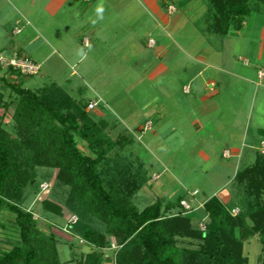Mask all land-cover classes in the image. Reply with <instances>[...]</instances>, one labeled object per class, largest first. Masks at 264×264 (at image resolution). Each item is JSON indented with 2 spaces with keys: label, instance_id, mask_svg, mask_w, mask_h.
<instances>
[{
  "label": "rangeland",
  "instance_id": "1",
  "mask_svg": "<svg viewBox=\"0 0 264 264\" xmlns=\"http://www.w3.org/2000/svg\"><path fill=\"white\" fill-rule=\"evenodd\" d=\"M12 1V7L9 6L10 9L4 10L5 1L0 0V51H3L5 56L12 57L18 48H22L23 54L25 53L27 57L33 58L41 65L34 76L23 81L25 89L37 91L55 84L77 100L86 103L100 102L101 106L90 113L95 121L104 119L111 124H116V127L108 129L113 139L119 136L122 128L129 129L128 126L137 128L136 122L141 123L151 119L153 113L161 114L162 117L157 116L156 121L154 120L155 125L161 121L160 125L155 126L153 130L146 133L142 131L136 134L128 133L133 137L134 143L128 147L126 154H132V158L135 155L141 158L138 164H142L148 178L142 190L133 198V203L139 211L145 210L158 201L175 208L180 207L178 205L180 199H186L194 206L212 197L220 198L226 190L240 194L230 170L233 169V173L238 172L252 162H246L245 157L242 161L234 160L232 157V159L226 157L223 159L224 151L232 149V146L225 147V142L221 141V131L217 128L222 124L229 130L230 114L241 106L248 107V117L253 121L251 129H264V79L261 80L258 74L260 69L264 70V41L260 40L261 31L264 28L263 2L254 0L249 2L250 7L255 2L258 3L252 8L258 9L251 14L247 22L249 32L246 36L234 33V36H239L240 39L232 38L228 45L232 72L248 76L255 85L250 89L248 85L238 83L236 92H233L234 87L231 88L226 95L222 96L223 98L217 99L216 104L204 109L221 110L225 119L214 117L215 120L197 131L188 113L187 115L184 113V109L198 105L200 97L195 95L194 88L193 93L190 94L191 76L195 72L185 73L188 59L181 49L195 54L200 48L209 49L210 46L222 48L220 45L223 40L206 36L205 32L201 31L208 30V27L213 29L212 21L202 19L204 10L206 11L208 7L206 1L194 0L191 4L183 1L182 4H177L175 1L178 0H171L174 1L177 9L169 18L174 27H171V31L165 35L160 31L161 36H153L154 40H163L164 45L171 47L170 56L167 57L169 60H165L166 64L170 65L171 72L161 75L156 80L150 79L149 69L146 68L150 64L151 56L154 59L159 50L147 48L150 37L143 36V28L141 30L136 27L134 18L130 17L138 13L137 8H134L136 7L134 1L127 0V3L131 1L128 5L123 0H99L97 3H93L92 0L91 3H85L84 9L90 7L87 14L70 4L56 17L42 12L48 7L50 0ZM131 6L132 9H130ZM97 8H101L102 13L98 14ZM108 14L109 18H106ZM25 16L30 19L29 22H25L23 18ZM84 23L101 27L100 31L96 32V37L89 36L92 41L89 48L83 45V36L79 32ZM36 25L40 26V36L33 32V26ZM16 28L21 29L20 35L13 34ZM246 30L247 27L245 32ZM133 33H136L135 36L132 35ZM253 37L255 41H251ZM210 39L215 41L212 42ZM132 41L135 44H132ZM12 42H14L13 45ZM225 57L221 55L216 60L222 62ZM223 75L210 70L203 77L204 79L213 77L215 81L221 78L224 84L233 86L231 77ZM2 77L4 73H0V78ZM6 79L13 83L16 81L9 73ZM184 86H187L185 92ZM0 90V93L4 95L0 107V125H3L7 131L13 132V115L18 97L10 85L4 87V84L0 83ZM171 90L176 94L173 101H165L160 97L162 93L171 94ZM242 93L248 95L247 101L242 99ZM4 104L11 105L4 107ZM216 120L218 123L215 122ZM158 127H162V132H159ZM155 133L158 134L157 137ZM255 137L259 139L258 147L262 148L264 154V147L260 146V140L262 141L264 136L257 134ZM80 146L84 149L82 145ZM247 148L242 149L244 156L247 151L253 152L254 155L255 151ZM84 152L87 151L84 150ZM252 158L255 159V157ZM223 169L227 170L222 171ZM57 174L58 170H38V183L49 184V191L41 195L39 188L36 196L34 191H31L29 195L27 192L28 199L24 201V208L35 213V218L39 220L41 227L46 226L42 228L44 232L54 233L59 240L60 263L77 264L76 260L81 258V253L91 252L90 246L81 245V238L75 235L71 242H67L60 237L55 228L48 230V224H46L48 220L64 228L71 217L83 216L70 201V189L62 185L58 186ZM197 190L200 195L193 197L191 194ZM45 201L54 207H60L64 217L50 214L45 208ZM236 204V202H230L228 206L232 207ZM199 206L203 208L204 204ZM179 209L172 211L171 215L181 211V207ZM198 209L199 207L194 206L192 212ZM202 222H194V225L200 227ZM94 224L103 230L96 220ZM19 241L15 215L8 210H0V255L2 252L11 250L20 243ZM245 246L250 264H264V244L261 243L258 235L246 242ZM112 254L113 251L105 252L106 260L103 264H109Z\"/></svg>",
  "mask_w": 264,
  "mask_h": 264
},
{
  "label": "trees",
  "instance_id": "2",
  "mask_svg": "<svg viewBox=\"0 0 264 264\" xmlns=\"http://www.w3.org/2000/svg\"><path fill=\"white\" fill-rule=\"evenodd\" d=\"M250 1L209 0L212 31L219 36L240 31L251 12ZM0 73H4L0 83L10 85L18 97L14 131L0 125V210L15 215L20 236V243L2 252L0 264H61L59 240L54 233L44 232L35 213L24 208L27 192L37 195L38 170L44 169L58 170V186L70 189L71 203L82 212L72 232L88 242L92 251L77 259V264H103L111 239L119 247L110 258L113 264H250L245 243L258 235L264 244L263 151L252 166L237 174L240 194L231 200L236 205L229 207L218 197L207 200L202 231L183 208L171 215L180 210L183 199L175 208L161 201L143 211L134 205L133 198L148 178L142 164L126 154L133 137L120 133L113 139L108 129L116 124L93 118L90 112L100 102L77 100L55 84L28 90L23 81L34 75L2 67ZM8 73L16 79L14 83L6 79ZM3 98L0 93V107ZM92 103L97 107L91 110ZM45 208L64 217L62 209L48 201Z\"/></svg>",
  "mask_w": 264,
  "mask_h": 264
},
{
  "label": "crops",
  "instance_id": "3",
  "mask_svg": "<svg viewBox=\"0 0 264 264\" xmlns=\"http://www.w3.org/2000/svg\"><path fill=\"white\" fill-rule=\"evenodd\" d=\"M4 1H5V3L3 5V9L4 10H7L6 8L10 9V7H12L13 1L12 0H4ZM90 1H92V0H79V3H78V0H50L48 3V7H46V10L44 9L42 12H45V14L53 15L51 17H56L66 10L67 5L72 4V5L76 6V8L78 7L84 14H87L90 7L86 8V9H84V7L86 6L85 3H87V4L91 3ZM98 1L99 0H93V3H97ZM132 1L135 2L136 7H134V8H137L138 13L132 14L130 17L134 18L133 21H135L136 27H139L141 30L143 28V30H142V31H144L143 36L148 35V37H150V40L147 43V48L150 50H157V49L159 50L154 59L151 56V60L149 61L150 64L146 68L147 70L149 69L148 74L150 76V79L156 80L161 75L171 72V70H170L171 67L169 64H166L165 60L167 59L168 56H170V52L172 50H171V47H169V45L168 46L164 45L163 40H160V39L154 40L153 36H158V37L161 36V34H159L160 31H162V34H164V35L167 34L168 31H171V27L173 28L174 25L171 24L169 18H170V16H172L177 11V9H176L175 3H173L174 1H171V0H163L161 2H160V0H132ZM183 1H185V3L191 4V2H193L194 0H178L175 2L177 4H179V3L182 4ZM204 1L207 2L208 7H207L206 11L204 10V14H203L202 19H204V20L208 19V22H209V20H211L214 17V13L210 8L209 0H204ZM123 2L125 4L129 5V3L131 1L130 2L128 1V3H127V0H123ZM257 4L258 3L255 2L254 5L250 7L251 12L249 13L247 19L243 23V28L240 31H231L226 36H219L218 34L214 33L212 31V29H210V27H208V30L207 29L201 30L203 33L205 32L206 36L209 35L210 37H214V38L216 37V39L223 40L222 44L220 45V46H222V48L211 47V46L209 49L200 48L199 51L195 50V51H197L195 54L189 53L185 49L184 50L181 49V52H183L185 57L188 59L187 66L184 70L185 73H189L191 71L195 72V74L191 76V78H192V81H191L192 84H190L191 87L188 85V87L192 88L190 94L193 93V88H194L195 95H198V97H200V99H198L199 100V103H197L198 105H194V107H192V106L188 107V109H186V110L184 109V113L186 115L188 113V116L193 121L192 124L194 125V128L197 129V131L202 130L204 127H206L208 125L209 122H211L212 120H215L214 117H220V118L222 117V119L225 117L223 115L224 113L221 110L209 111V110H204V109L209 108L208 106L216 104L217 99L223 98L222 96L226 95L231 90V88L234 87L233 92H236L237 88H238L237 87L238 83H244V85L245 86L248 85V87L250 89H251V87H253L255 85V82L253 80H251V78H249L248 76H245L242 74L237 75L234 72H232V69L230 67L232 64L229 63V57H228V45L230 43V39L235 38V37H236L235 39H240L239 36H234V33H240V36H242V35L246 36V34L249 32V26L247 25V22L251 16V14L256 9H258L256 7H255V9H252ZM171 7H173V10H171ZM132 8L133 7L131 6L130 9H132ZM23 14H25V13H23ZM40 14H43V13H40ZM121 14L123 15L124 13H121ZM121 14L118 16L120 17ZM125 16H127L126 13H125ZM107 17L109 18V14L106 16V18ZM23 18L25 19V22L26 21L29 22V20H30V19H27L26 16ZM82 22H84V21L82 20ZM84 24L85 25L82 28H80L79 32L83 36V40H82L83 45L85 46V48H89L92 45V41L89 39V36L96 37V32L98 30L100 31L101 27H99V28L95 27L91 23H84ZM39 27H40L39 25H36L35 27L33 26L34 30L33 29L32 30L34 33H37L40 36L41 29H39ZM246 27H247V30L245 32ZM18 30L21 31L20 28H16L13 31V34L14 35H20L22 32H20L18 34ZM134 34H136V33H133L132 35L135 36ZM210 40L212 42L215 41V39H213V40L210 39ZM260 40L264 41V28L261 31ZM151 41H153V43H151ZM251 41H255V38L253 37ZM87 43H88V46L86 45ZM218 43H220V42H218ZM13 44H14V42H12V45ZM132 44H135L134 41H132ZM226 47H227V50H226ZM0 52L4 53L3 51H0ZM23 52H24V50L22 48H18L13 54L17 53L19 56L27 58V59L31 60L33 63L37 64L38 66H41L33 58L27 57L25 55V53L23 54ZM221 55H222V57L223 56H226V57L222 60V62H218V60H216V59L218 57H221ZM147 59H149V58L147 57ZM168 60L169 59H167V61ZM210 70L215 71L217 74H224L225 76H230L231 81L233 82V86L232 85L229 86L228 83L224 84V81L221 78H218L217 81H215L213 77H210L209 79H204L203 76H205L206 73ZM261 70L262 69H260V71ZM259 72H258V74H259ZM260 79L263 80L264 78H260ZM235 83H236V85H235ZM185 87H187V86H184V92H185ZM190 94H188V95H190ZM242 95H243L242 99L244 101H247L248 95L243 94V93H242ZM160 97L162 99H164L165 101H170V100L173 101L176 97V94H174L172 91L171 94H167V95L162 93ZM191 112H193V113H191ZM247 113H249L248 107H246V108H242L241 106L238 107V109H236V111H233L230 114V121H231L230 129L229 130L225 129L223 127V125L221 123H219L221 125L218 126L219 128H217V130L219 129V131H221V134H220V136L222 137L221 141L225 142L224 143L225 147H230L229 145L232 146V149H226L224 151L222 158L225 159L224 158L225 153L227 151H230L231 156L226 157V158L232 157L234 160H240L241 159V161H242L245 157L246 162H249V161L252 162L249 165V166H252L256 162L257 153L262 151V148L258 147L259 146V139L255 136H257V134H261L263 137L264 136V129H260V128H257L255 130H253L254 128L251 129L253 121H252V118L248 117L249 114H247ZM151 116H152V114H151ZM157 116L162 117L160 113H156V114L153 113V116L150 117L151 119L144 120L141 123L136 122L135 124L138 125L137 128H135V126L134 127L128 126L129 129H123L122 128L121 133H130L131 134V132H132V133L136 134L139 131L140 132L142 131V133L149 132L150 130H153L155 126L160 125L161 121H158V123L156 125L154 123V120L156 121ZM163 117L165 118V116H163ZM215 122L218 123L217 120ZM146 126H150V129L146 130L145 129ZM115 127H116V125H115ZM158 128L157 129L159 130V132H162L161 131L162 127H158ZM174 132H176V131H174ZM250 133L252 134V136ZM155 135H156V137L158 136L157 133H155ZM250 136H251V139H250ZM260 143H261L260 146H263L264 139H262V141L260 140ZM246 147H248L247 149L254 150L255 151L254 155H253V152L247 151L245 153V156H244V154H243L244 152L242 153V149L246 148ZM239 156H241V157H239ZM252 157H255V159L253 160ZM133 159L140 160L141 158L137 157V155H135L133 157ZM249 166L247 164V167H245L242 170H245ZM226 170L227 169H223L222 171H226ZM242 170H240L238 172L234 171V173H233V169L230 170V173H232V175L234 176L233 179L236 178L237 174L239 172H241ZM153 176H155V175H153ZM237 187L238 186H236V189H237ZM237 191H238V189H237ZM198 195H200V192ZM236 195H238V192L232 193V192H229L226 190V191H224V193H222V196L219 199L223 203L229 204L231 202V200L233 201V198ZM183 200H186V199H183ZM206 202L204 201L203 203L202 202L197 203L196 205L199 207V209L197 211L195 210V212H192L191 214H188V216L191 217L194 220V222H198V221L201 222V221L206 219L203 208H200V206H199V204H205ZM196 205H194V206L196 208H198ZM181 211H183L182 207H181ZM46 222H47L46 224H48V230H53L55 228L54 230H57L59 232L60 237L63 238L65 241L71 242L73 240L72 235L64 233L63 228L60 225L53 223L51 221H48V220H46ZM42 226L46 228L45 225H42ZM245 248H246V246L244 247L245 257H249L246 253ZM80 255L82 257L83 255H86V254L81 253ZM108 262H109V264H112L110 261H108Z\"/></svg>",
  "mask_w": 264,
  "mask_h": 264
},
{
  "label": "built area",
  "instance_id": "4",
  "mask_svg": "<svg viewBox=\"0 0 264 264\" xmlns=\"http://www.w3.org/2000/svg\"><path fill=\"white\" fill-rule=\"evenodd\" d=\"M171 10H173V7H171ZM21 31L18 30V34ZM153 43V41H151ZM88 46V43L86 44ZM0 67H2L4 70H9L10 68L19 70L23 75H35L39 71V66L35 63H33L31 60L19 56L17 53L14 54L12 57L5 56L4 53L0 52ZM260 78H264V70H261L259 72ZM97 107V103H92L90 105V109H95ZM146 130L150 129V126H146ZM264 147V144H263ZM225 157H230V151H227L225 153ZM49 184H42L40 187V194H44L49 191ZM199 194V191H194L191 195L193 197H196ZM181 206L184 209L185 214H189L192 211H194L193 205L188 200H182ZM239 210H234L233 215H238ZM78 223V217L73 216L71 219H69L67 225L63 228V232L66 234L73 235L72 229L73 227ZM202 231H205L206 226L205 224H201L200 226ZM81 245H88V242H86L84 239H80ZM119 247L117 246L114 239H111V247L109 251H116ZM108 251V250H107ZM104 251V252H107Z\"/></svg>",
  "mask_w": 264,
  "mask_h": 264
},
{
  "label": "clouds",
  "instance_id": "5",
  "mask_svg": "<svg viewBox=\"0 0 264 264\" xmlns=\"http://www.w3.org/2000/svg\"><path fill=\"white\" fill-rule=\"evenodd\" d=\"M102 9L101 8H97V13L99 14V13H102Z\"/></svg>",
  "mask_w": 264,
  "mask_h": 264
}]
</instances>
